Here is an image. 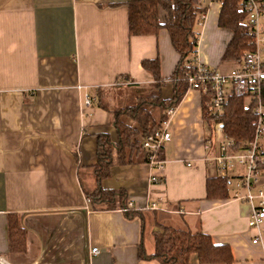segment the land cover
Listing matches in <instances>:
<instances>
[{
    "label": "crops",
    "instance_id": "1",
    "mask_svg": "<svg viewBox=\"0 0 264 264\" xmlns=\"http://www.w3.org/2000/svg\"><path fill=\"white\" fill-rule=\"evenodd\" d=\"M131 1L0 0V264H159L149 256L154 233L165 226L209 233L231 247L233 264H264V221L259 229L249 226L253 204L240 198L247 194L244 168L225 173L213 159L222 136L203 117L198 90L187 89L169 118L172 138L163 145L161 169L120 164L114 154L102 186L122 190L137 216L90 205L87 193L98 184L97 135L109 133L117 142V107L155 81L143 59H160L163 96L174 94L179 53L167 29L130 35ZM198 4L206 19L198 15L197 57L227 71L237 60H222L232 36L218 24L222 6ZM165 17L161 9L160 20ZM98 88L105 89L109 109L97 104ZM87 93L94 101L86 107ZM160 114L159 108L155 119ZM219 175L232 177L229 199L207 196V179ZM262 190L264 174L253 185L255 193ZM10 213L25 229L22 252L10 251ZM94 246L100 253L92 254ZM190 264H200L197 254Z\"/></svg>",
    "mask_w": 264,
    "mask_h": 264
},
{
    "label": "trees",
    "instance_id": "2",
    "mask_svg": "<svg viewBox=\"0 0 264 264\" xmlns=\"http://www.w3.org/2000/svg\"><path fill=\"white\" fill-rule=\"evenodd\" d=\"M200 0H132L129 3L130 35H156L161 29H167L173 47L179 53V63L173 74V97L164 98L162 87L165 78L162 76L160 59H143L145 69L149 70L155 81L147 86L144 93L136 100L118 106L114 112L118 140L114 142L109 133L97 135V161L93 164L97 187L88 194L90 205L94 209L116 210L121 207L129 219L135 218L139 211L129 207V202L122 190L104 188L102 181L109 177L114 162V154L120 164L147 163L151 152L144 149L143 142L148 134L160 129L168 120V111L177 107L189 89L185 76L188 70L187 59L196 53L198 35L195 32L198 15L201 10ZM224 5L219 14V26L231 31L232 36L227 44L222 60H242L247 52L254 49L248 34V22L245 12L241 9L240 0H223ZM166 12L165 22L159 18L160 10ZM258 100L245 101V97L230 95L221 120L223 131L228 139L233 140L237 149L245 147L256 134L259 115L256 107L259 101L264 105V84ZM202 92V91H201ZM96 102L100 107L108 108L107 93L104 88L95 91ZM210 95L202 92L203 117L214 128L216 118L212 115ZM153 107L160 108L159 119H155ZM264 116V114H263ZM132 119L136 124L130 123ZM157 152V159H163V146ZM259 173L264 174V152L258 163ZM232 177L219 175L208 178L206 183L207 196L213 200L229 199V186ZM8 240L11 252H22L26 249L25 229L16 213L8 215ZM155 253L149 258H156L159 264H190V257L197 254L200 264H233L235 262L232 249L226 244H216L209 233L189 232L165 226L161 232L154 233Z\"/></svg>",
    "mask_w": 264,
    "mask_h": 264
},
{
    "label": "built area",
    "instance_id": "3",
    "mask_svg": "<svg viewBox=\"0 0 264 264\" xmlns=\"http://www.w3.org/2000/svg\"><path fill=\"white\" fill-rule=\"evenodd\" d=\"M216 1L221 6L223 0ZM241 9L245 12L248 22V34L254 49L247 52L242 60H237L234 67L223 71L217 67H210L199 61L194 53L187 59V76L189 88L202 91L210 95L212 105V115L216 118L214 130L216 134L222 136L219 143V153L213 159L217 164L223 166V171L233 169L237 164L244 168L242 186L247 189V194L240 198L253 204L250 214L249 226L259 229L264 221V191L255 193L253 185L258 181L261 173L258 171V163L261 161L264 152V105L259 101L256 112L259 115L256 127V134L252 141L246 143L245 147L237 149L233 140L226 137L223 131V121L221 115L225 110L230 95L245 97L249 103L251 100H258L261 97L264 84V0H240ZM199 6H201L199 4ZM206 17L204 10L200 12L203 22ZM94 101V97L87 93L84 105L87 107ZM175 107L168 111V120L164 121L159 130L148 134L143 142L144 149L151 152L149 163L155 168L161 169L164 161L157 159V152L167 141H170L172 134L169 131L170 117ZM206 147H210L209 144ZM236 148L235 151L233 149ZM152 180L157 181V177L152 176ZM133 204L129 202V207ZM156 207L155 204H152ZM257 244L261 242V234H257L253 240ZM92 254L100 253L99 248L94 246Z\"/></svg>",
    "mask_w": 264,
    "mask_h": 264
},
{
    "label": "rangeland",
    "instance_id": "4",
    "mask_svg": "<svg viewBox=\"0 0 264 264\" xmlns=\"http://www.w3.org/2000/svg\"><path fill=\"white\" fill-rule=\"evenodd\" d=\"M125 89H123V90H121V95H125L126 93H125V91H124ZM116 97L118 98V97H120L119 96V93H118V95H117V93H116ZM153 114H154V117H157V114H158V108H156V107H153ZM130 123H132V124H136V122L135 121H133L132 119L130 120V119H127Z\"/></svg>",
    "mask_w": 264,
    "mask_h": 264
}]
</instances>
